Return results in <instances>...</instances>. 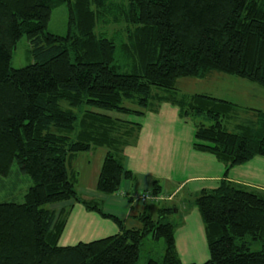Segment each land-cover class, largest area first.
Returning a JSON list of instances; mask_svg holds the SVG:
<instances>
[{"label":"trees","instance_id":"16d2710c","mask_svg":"<svg viewBox=\"0 0 264 264\" xmlns=\"http://www.w3.org/2000/svg\"><path fill=\"white\" fill-rule=\"evenodd\" d=\"M61 5L64 37L47 31ZM22 36L34 63L12 69ZM130 61L133 71L120 72L119 64ZM210 73L264 88V0H0V176L16 163L32 182L21 204L0 203V264H137L146 237L162 240L164 252L145 264H183L175 206L157 202V217L141 213L139 227H128L83 199L68 169L75 154L103 147L96 191L117 193L132 176L123 150L140 129L123 115L144 116L161 102L193 123L196 150L226 166L219 186L192 200L208 243L202 264H264V195L227 180L230 168L264 157V112L253 110L255 122L229 132L235 104L175 88L180 79ZM149 194L162 199L158 180ZM65 201L109 219L118 232L59 246L69 211L51 206Z\"/></svg>","mask_w":264,"mask_h":264},{"label":"crops","instance_id":"0c3cea01","mask_svg":"<svg viewBox=\"0 0 264 264\" xmlns=\"http://www.w3.org/2000/svg\"><path fill=\"white\" fill-rule=\"evenodd\" d=\"M225 79H227L226 82L231 83V86L226 89L212 88L213 94L209 95L236 105L237 115L230 118L234 130L255 122L256 113L253 110L264 112V88L244 79L220 73H210L204 79L187 78L185 80H194L188 81L190 84L210 83L216 86ZM198 93L199 90L184 94ZM154 108L147 111L144 116H136V121L130 120L140 124L135 144L128 145L123 150L124 166L132 173V176L122 180L117 193L103 195L96 191L97 178L106 153L105 148L99 147L103 148V151L96 167L90 166L97 149L93 147L87 152L75 154L68 162V169L73 172L74 181L77 183V177L79 178L81 175L78 171L74 172L72 164L70 165L71 161L79 154L91 159H88L87 166L90 168L88 174L89 176L92 174V180L88 184V190L81 187L80 196L85 200L98 203L104 213L118 217L128 227H139L137 217L141 213L152 217L156 216L157 207L155 206L157 203L144 205L135 201L136 195L150 191L153 180H158L161 185V196L165 199L161 202L165 203L163 206H175L176 214L179 215L187 201H192L194 196L202 190L217 188L220 181L224 179L226 166L214 155L193 147L195 142L194 125L190 120L180 117L179 108L170 102H161ZM227 180L264 195V157L257 156L244 164L230 168ZM51 208L57 212L69 211L64 227L65 232L62 234L66 232H70V234L66 233L67 237L65 240L63 239L64 242L60 246L74 245L77 241L91 242L115 235L118 232L112 221L100 217L95 212L86 211L81 205L72 201L55 204ZM191 216L194 217L192 223H196L197 233L201 234L203 226L202 224L197 226V219L200 217L197 211H193L191 215L187 216L184 225L186 226L187 220H190ZM190 231L186 228L182 232L183 235L181 233L180 237L183 241L186 242ZM175 236V245H177V233ZM203 237H205L204 231L199 241Z\"/></svg>","mask_w":264,"mask_h":264},{"label":"rangeland","instance_id":"374dc122","mask_svg":"<svg viewBox=\"0 0 264 264\" xmlns=\"http://www.w3.org/2000/svg\"><path fill=\"white\" fill-rule=\"evenodd\" d=\"M47 31L48 33L61 36V37H64L67 35L68 16H67V6L66 5H61L60 7L56 8L52 12V16L48 24ZM30 51H31V46L26 36H22V38L18 41L12 53V57L10 60V68L21 69L26 66H29L30 64H33L34 59L31 56ZM116 57H118L117 62L122 61L121 56L116 55ZM134 65L135 64L132 61L120 63L119 71L120 72H131L133 71ZM226 80L227 79L219 82L218 85L215 86L214 84H210V83L201 84V85H197L194 83L190 84L188 81H194V80L180 79L176 82L175 88L178 90L180 94H184L185 92H197L199 90V93H198L199 95L210 96L209 94H213L212 88H219V89L229 88L231 86V83L226 82ZM109 115L112 117H118L120 114L112 112V113H109ZM119 117H122V116H119ZM123 119H127L129 121L130 120L136 121L137 117L134 115H130V116L123 115ZM232 124L233 122L231 120H228L225 123V128L227 131L229 132L235 131L233 129ZM102 151H103V148L102 149L97 148L95 150L94 157L92 158L91 165H90L92 168L93 166L96 167V165L99 163L98 160L102 155ZM88 159L91 160L90 158H88V156L84 157L79 154V156L73 159L70 163V165L72 164L74 172L78 171L79 174L81 175V177L80 176L79 178L77 177L78 181L77 183H75L76 191L78 192L79 195H80L79 191L81 190V187L86 188V190H88L89 189L88 184L92 180L91 179L92 174L91 176H89L88 174V171L90 170V168L87 166ZM71 174H73V172H71ZM31 186H32V182L29 176L22 174L19 171L17 164L14 163L7 177L0 176V203L21 204L23 202L24 194ZM146 192L149 193V191H146ZM135 201H137L136 196H135ZM149 201H151L152 203H157V202L165 201V199L162 197V199H154V200H149ZM193 211H197V213H199L197 208L194 206L193 201H190V202L187 201L186 205H184V209L182 210V213L177 215L176 212H174L171 217V221L174 223L176 222L174 236L177 233L178 239H177V245H175L177 256L183 264H191V263L202 264L209 259L208 243H207L206 237L201 238V241H199L200 240L199 238L202 237L203 231H204V226H203L201 217L197 219V226L198 224L199 225L202 224L203 226V231L201 234L197 233L196 223L195 224L192 223L194 217L191 216L192 218L190 220H187L186 226L184 225V220L187 218V216L191 215ZM178 216H181V217L178 218ZM186 228L187 230H191V231L189 233V237L186 239V242H185L181 239L180 235L183 231H185ZM63 232H65V230H63ZM66 233L70 234V232H66ZM66 233L60 235V238L58 241L59 246L66 239L67 237ZM204 236H205V233H204ZM78 242L79 241H77L76 243ZM163 252H164V243L162 240L158 242H154L150 237H146L143 239V244L141 246V252H140V258L137 264H145L148 258L157 259L162 256Z\"/></svg>","mask_w":264,"mask_h":264},{"label":"built area","instance_id":"2783aa9c","mask_svg":"<svg viewBox=\"0 0 264 264\" xmlns=\"http://www.w3.org/2000/svg\"><path fill=\"white\" fill-rule=\"evenodd\" d=\"M137 201L144 202L148 200H154L155 198L151 196L148 192L143 193L141 195H136Z\"/></svg>","mask_w":264,"mask_h":264}]
</instances>
